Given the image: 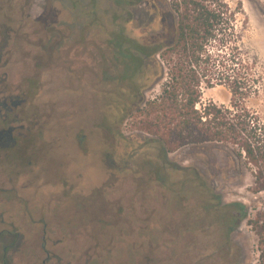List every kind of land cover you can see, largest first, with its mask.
Returning a JSON list of instances; mask_svg holds the SVG:
<instances>
[{"label": "rangeland", "instance_id": "374dc122", "mask_svg": "<svg viewBox=\"0 0 264 264\" xmlns=\"http://www.w3.org/2000/svg\"><path fill=\"white\" fill-rule=\"evenodd\" d=\"M224 1L235 13L236 34L221 48L212 47L202 103L230 107L232 86L246 94L244 103L264 121V0ZM74 2L0 0V99L8 102L2 112L24 100L14 112L25 114L31 130V135L15 131L28 138L26 146L11 153L10 162L27 163L20 183L31 186L26 206L18 202L16 208L34 214L41 202H48L53 181H69L75 185L71 201L86 194L84 204L92 213L105 208L108 218L120 213L114 219L121 230L113 239L118 258L150 253L160 264H256L258 238L247 219L240 221L227 248L219 222L213 216L202 220L194 207L199 195L186 191L195 183L190 179L183 190L174 185L198 175L225 203L242 204L249 215L263 210L264 193L252 192L251 171L234 148L185 146L169 154L180 168L168 170V187L149 178L150 164L158 162L157 148L149 142L152 136L138 128L135 113L139 103L162 95L167 68L157 55L146 61L141 75L123 79L131 73L108 41L124 29L143 44L170 45L177 20L156 0ZM218 55L221 63L214 61ZM30 81L37 86L30 87ZM4 155L0 151L3 165L8 161ZM7 167L0 168V184L11 176ZM181 168L195 172L186 175ZM39 184L46 185L38 189Z\"/></svg>", "mask_w": 264, "mask_h": 264}, {"label": "trees", "instance_id": "16d2710c", "mask_svg": "<svg viewBox=\"0 0 264 264\" xmlns=\"http://www.w3.org/2000/svg\"><path fill=\"white\" fill-rule=\"evenodd\" d=\"M114 1L122 5V0ZM132 1L140 4L144 0ZM156 1L161 9L177 20L175 42L170 45L143 44L126 36L124 29L108 41L117 59L131 73L126 72L123 79L132 78V74L141 75L146 61L157 55L167 68V82L162 95L139 103L135 113L138 128L152 136L149 142L157 148L158 162L150 164L153 168L148 172L149 178H155L168 187V170L180 168L169 160L170 153L189 145L221 144L237 151L251 171L252 192L263 194L264 121L244 103L243 95L246 94L231 86L233 98L230 107L213 102L202 103L201 85L208 81L205 70L214 59L212 47L217 44L221 48L229 37L235 36V13L224 0ZM222 59L218 55L214 61L221 63ZM138 89L140 91L141 87ZM181 169L186 175L195 172L193 169ZM190 179L202 188L198 191L194 185L192 190H186L194 192L197 197L199 195L194 207L200 218L206 220L213 216L222 228L226 244L231 243L240 221L247 219V225L258 238L259 258L256 264H264V209H257L249 215L244 205L225 203L223 197L210 189L198 175L184 180L183 185H174L182 186L183 190Z\"/></svg>", "mask_w": 264, "mask_h": 264}, {"label": "flooded vegetation", "instance_id": "af4514ba", "mask_svg": "<svg viewBox=\"0 0 264 264\" xmlns=\"http://www.w3.org/2000/svg\"><path fill=\"white\" fill-rule=\"evenodd\" d=\"M76 1L71 4L79 5L83 2ZM29 86L36 87L37 82L30 81ZM23 102L13 101L14 108H19ZM7 103L6 98L0 99V151H4V156L8 157V161L4 165L0 164V168L4 170L8 166L12 170L7 182L0 184V264H157L161 261L151 259L150 253L147 258L135 255L116 257L117 247L113 239L121 230L118 229L120 225L115 223L120 213L115 212L110 218L106 208L92 213L90 206L84 204L88 199L86 194H77L76 200L71 201L69 195L75 185L69 181H53L51 193L46 195L48 202L45 203L46 198H40L44 202H41V210L34 214L16 208L18 202H24L26 206L25 195L31 186L25 182L20 183V176L27 163H12L10 158H13L11 153L19 145L26 146L31 130L26 128L25 114L15 113L12 107L2 112ZM18 129L29 133L15 136ZM46 184H39L38 189ZM78 200L82 203H78ZM16 215H20V219L16 220ZM27 216L31 218L29 223ZM226 246L229 248L230 243ZM133 249L137 254V247ZM194 264L200 263L194 261Z\"/></svg>", "mask_w": 264, "mask_h": 264}]
</instances>
